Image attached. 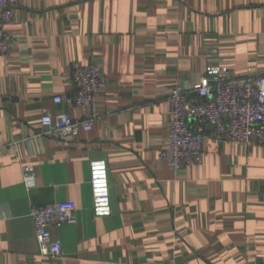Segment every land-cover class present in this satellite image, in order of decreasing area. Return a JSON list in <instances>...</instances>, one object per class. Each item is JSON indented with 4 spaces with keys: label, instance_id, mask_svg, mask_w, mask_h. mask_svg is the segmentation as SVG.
I'll return each mask as SVG.
<instances>
[{
    "label": "crops",
    "instance_id": "0c3cea01",
    "mask_svg": "<svg viewBox=\"0 0 264 264\" xmlns=\"http://www.w3.org/2000/svg\"><path fill=\"white\" fill-rule=\"evenodd\" d=\"M0 56V264H264V145L209 130L200 165L173 169L169 97L212 64L264 73V0H17ZM107 76L103 115L73 139L41 134L46 110L84 118L73 69ZM56 96L65 98L55 103ZM109 166L112 214L96 217L90 164ZM35 169L28 189L23 167ZM77 204L40 253L33 206Z\"/></svg>",
    "mask_w": 264,
    "mask_h": 264
},
{
    "label": "built area",
    "instance_id": "2783aa9c",
    "mask_svg": "<svg viewBox=\"0 0 264 264\" xmlns=\"http://www.w3.org/2000/svg\"><path fill=\"white\" fill-rule=\"evenodd\" d=\"M17 0H0V56L11 53L14 37L7 26L15 21ZM75 93L73 103L88 110L81 119L67 112L46 110L41 116V134L49 138L73 139L81 130H91L103 113L98 97L103 93L107 76L100 65L88 63L73 69ZM56 96L55 103L64 102ZM170 130L168 145L160 150V158L175 170L200 165L204 159V143L209 130L219 140L264 145V73L248 70L234 74L228 67L209 65L199 84L177 85L170 97ZM0 144V156L7 154ZM23 181L28 189L36 185L35 169L23 167ZM93 213L96 217L112 214L109 166L105 159L90 164ZM35 225L40 253L50 258L62 256V244L54 238L52 227L77 221V204L61 201L33 206L30 212Z\"/></svg>",
    "mask_w": 264,
    "mask_h": 264
}]
</instances>
